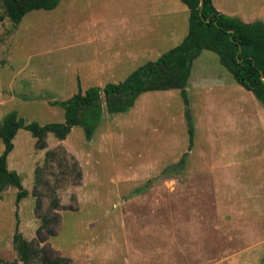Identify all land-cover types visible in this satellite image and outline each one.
I'll return each mask as SVG.
<instances>
[{
	"label": "rangeland",
	"instance_id": "374dc122",
	"mask_svg": "<svg viewBox=\"0 0 264 264\" xmlns=\"http://www.w3.org/2000/svg\"><path fill=\"white\" fill-rule=\"evenodd\" d=\"M213 4L264 15V0ZM188 16L180 0H61L14 28L0 4V121L14 111L25 123L63 122L54 102L122 81L179 44ZM104 63L113 75L97 71ZM185 99L152 90L127 111L104 107L91 139L80 126L64 139L18 129L7 167L27 195L16 203L17 188L0 192V264H23L16 232L69 264H264V104L207 49ZM42 216L56 220L55 235L39 236Z\"/></svg>",
	"mask_w": 264,
	"mask_h": 264
},
{
	"label": "trees",
	"instance_id": "16d2710c",
	"mask_svg": "<svg viewBox=\"0 0 264 264\" xmlns=\"http://www.w3.org/2000/svg\"><path fill=\"white\" fill-rule=\"evenodd\" d=\"M188 10V31L176 46L148 61L122 81L106 83L102 88L90 86L83 93L77 91L71 97L57 101L64 109V121L39 125L25 123L12 111L0 121V140L4 148L0 154V192L7 186L17 188L16 203L27 195L21 177L15 170L7 167V157L13 148L12 139L20 128L29 130L33 137L40 138L51 132L58 139H64L73 126H80L85 137L91 139L96 126L100 123L104 107L109 113L124 112L130 109L138 96L146 91L179 89L184 97L185 87L190 75L193 60L204 49L215 52L220 63L232 74L236 82L264 104V22L256 20L245 22L235 16L218 11L212 0H180ZM203 6L200 8V2ZM60 0H0L5 16L15 28L22 17L35 9H53ZM188 147L193 141L194 127L186 108ZM40 148L43 142L38 143ZM54 152L48 150L46 159ZM185 155V154H184ZM184 156L175 168L182 165ZM56 220L41 217L37 233L44 230L47 235H55ZM19 259L23 264H69L70 258L55 255L49 244L30 247L28 241L16 232Z\"/></svg>",
	"mask_w": 264,
	"mask_h": 264
},
{
	"label": "crops",
	"instance_id": "0c3cea01",
	"mask_svg": "<svg viewBox=\"0 0 264 264\" xmlns=\"http://www.w3.org/2000/svg\"><path fill=\"white\" fill-rule=\"evenodd\" d=\"M61 1V0H60ZM59 4V3H58ZM58 4H57V6H58ZM212 4H213V0H212ZM56 6V7H57ZM213 6L218 10V11H220V12H222L216 5H214L213 4ZM223 13V12H222ZM224 14H226V13H224ZM227 15H230V16H235V17H238V18H240L242 21H245V22H253V21H251V19H249L248 17H244L243 15H241L240 13H229V14H227ZM257 19L256 20H261V21H263L264 22V15L263 16H257L256 17ZM252 20H254L253 18H252ZM255 21V20H254ZM188 31V30H187ZM187 34V33H186ZM176 46V45H175ZM174 47V46H173ZM164 53V52H163ZM162 54V53H161ZM161 54H159V55H161ZM135 56L136 55H132V57L133 58H135ZM129 59H131V58H129ZM155 60V59H154ZM152 61V60H151ZM146 62H148V61H146ZM146 62H144V63H146ZM143 63V64H144ZM142 65V64H141ZM109 64H103V65H100V67H98L97 68V71L98 72H104L103 74H110V75H113V72L109 69ZM140 66V65H139ZM137 68V67H136ZM135 68V69H136ZM133 71V70H132ZM131 71V72H132ZM112 72V73H111ZM112 78H115L114 76H110L109 77V79H112Z\"/></svg>",
	"mask_w": 264,
	"mask_h": 264
},
{
	"label": "water",
	"instance_id": "95a60500",
	"mask_svg": "<svg viewBox=\"0 0 264 264\" xmlns=\"http://www.w3.org/2000/svg\"><path fill=\"white\" fill-rule=\"evenodd\" d=\"M199 6H200V8H202V6H203V3H202V1L200 2V5H199Z\"/></svg>",
	"mask_w": 264,
	"mask_h": 264
}]
</instances>
